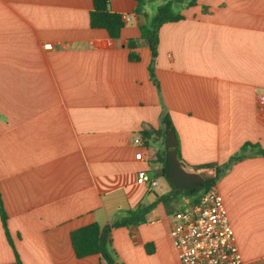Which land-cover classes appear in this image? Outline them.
I'll use <instances>...</instances> for the list:
<instances>
[{"label":"crops","instance_id":"0c3cea01","mask_svg":"<svg viewBox=\"0 0 264 264\" xmlns=\"http://www.w3.org/2000/svg\"><path fill=\"white\" fill-rule=\"evenodd\" d=\"M108 4L129 15L117 38L89 25L92 0H0V197L21 264H105L77 257L69 232L150 203L145 221L110 229L115 259L180 264L172 214L194 198L159 199L164 114L188 169L246 141L264 148V0H197L159 26L154 56L135 1ZM214 186L242 262L264 264V155L234 161ZM0 264H18L1 219Z\"/></svg>","mask_w":264,"mask_h":264},{"label":"trees","instance_id":"16d2710c","mask_svg":"<svg viewBox=\"0 0 264 264\" xmlns=\"http://www.w3.org/2000/svg\"><path fill=\"white\" fill-rule=\"evenodd\" d=\"M135 4L133 12L136 14H142L144 20L139 24L140 37L143 38L150 48L151 55L154 56L156 52V46L158 41L157 31L159 26L164 22L177 21L184 17L182 9L196 4L197 0H164L159 3L154 12L148 14L145 10V5L151 0H134ZM123 20L121 15L109 10L108 0H92V7L89 11V25L94 28H104L107 34L112 38H117L121 27L123 26ZM128 47H134L136 45L135 40H129L127 42ZM138 55L130 50L128 52V58L131 60L137 59ZM150 76L153 77V68L149 66ZM163 124V137L166 140L168 130H173V125L164 114L162 117ZM175 133V131H174ZM177 149V156L180 159V154ZM167 150L165 146L161 152L162 166L164 172V178L170 186V192L162 194L159 199L170 197L172 194L181 192L190 196H193L196 200L200 191L205 190L211 186H214L219 177H221L227 168L236 160L244 157L259 154L264 155V148L256 142L246 141L241 146L229 155L227 160L222 163H210L202 167L212 168L214 174L198 183L187 186L185 188H175L170 181L167 172ZM196 167L195 169H197ZM152 206V203L145 206H137L133 209L124 210L120 217L114 219L110 224L99 225L97 222H90L85 225L72 229L69 232V240L74 253L77 257H83L91 254H99L107 264H120L116 261L113 248L111 246L110 229L119 225L137 224L146 220V212ZM0 219L6 239L12 247L15 255L16 262L21 264L18 254L14 249L12 238L9 234L6 220L7 215L2 206L0 197Z\"/></svg>","mask_w":264,"mask_h":264},{"label":"built area","instance_id":"2783aa9c","mask_svg":"<svg viewBox=\"0 0 264 264\" xmlns=\"http://www.w3.org/2000/svg\"><path fill=\"white\" fill-rule=\"evenodd\" d=\"M120 15L123 21L129 20L128 14ZM134 141L139 143L140 138L135 137ZM137 181L145 183L148 189L158 184L144 170L137 173ZM172 217L170 236L180 264H244L215 186L200 191L196 200L175 210Z\"/></svg>","mask_w":264,"mask_h":264},{"label":"water","instance_id":"95a60500","mask_svg":"<svg viewBox=\"0 0 264 264\" xmlns=\"http://www.w3.org/2000/svg\"><path fill=\"white\" fill-rule=\"evenodd\" d=\"M143 15L139 14L138 18L142 19ZM141 20L138 22V25ZM177 139L173 130H168L166 137L167 150V172L175 188H185L187 186L198 183L204 179L211 177L214 171L205 169H188L186 168L177 156ZM161 173L163 171L161 170ZM155 193V192H154ZM156 194V193H155ZM143 205V204H142Z\"/></svg>","mask_w":264,"mask_h":264},{"label":"rangeland","instance_id":"374dc122","mask_svg":"<svg viewBox=\"0 0 264 264\" xmlns=\"http://www.w3.org/2000/svg\"><path fill=\"white\" fill-rule=\"evenodd\" d=\"M204 169H205V170H207V171H209V172L211 171V170H210V169H208V168H204Z\"/></svg>","mask_w":264,"mask_h":264}]
</instances>
